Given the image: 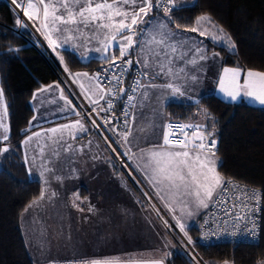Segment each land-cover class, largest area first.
Segmentation results:
<instances>
[{"label":"snow or ice","instance_id":"snow-or-ice-1","mask_svg":"<svg viewBox=\"0 0 264 264\" xmlns=\"http://www.w3.org/2000/svg\"><path fill=\"white\" fill-rule=\"evenodd\" d=\"M13 4L23 11L25 17L33 22L37 31H40L48 41L49 46L54 50L62 47L63 44H72L73 47L87 46L92 41H96L99 47L94 50L101 53L104 61L109 67L105 71H111L112 76L104 77L109 85L105 86L101 82V74L95 73H75L74 82H79L80 77H84L87 83L79 82L81 93L88 99L92 106V112L99 117L101 112H110L114 108V100L126 95V107L123 112L125 117V130L118 131L113 125V121L107 117H101L100 122L89 116L92 127L100 128L103 125L107 128L112 125L111 131L118 135L125 143L132 135V126L128 123V107H136L133 103L138 94L142 100L150 98L148 89L170 90L172 97H183L185 92L182 87L174 81L188 78L196 81L195 75L189 76L185 67H177L176 60L184 61L186 65L196 66L200 61L210 59L204 48L196 46L193 58L187 59L189 51H183L188 45L189 38L182 36L179 32L170 28L169 23L160 20H148L154 8L161 7V0H12ZM184 0H164L163 11L168 20L172 19V12L182 5ZM16 25L24 27L22 19H16ZM176 28H181L176 24ZM211 29H216L215 32ZM185 32L199 33L202 37H209L215 42H220L233 51L236 47L230 35L225 33L223 28L216 26L211 17L207 14L197 16L192 27H185ZM55 37V38H54ZM81 42V43H76ZM119 52V56L114 54V50ZM112 50V51H110ZM19 51V49H14ZM136 52V64L143 69L137 79L128 89L123 87V77L133 65L131 55ZM218 56L219 53H213ZM129 57L128 59H124ZM61 63L64 62L60 57ZM65 71H68L65 66ZM165 78L166 82L156 84L153 81ZM242 80V82H241ZM146 81V82H145ZM114 82V83H113ZM52 87L59 88V85H49L41 88L38 92L51 90ZM143 91H140V90ZM219 90L232 101L240 98L249 99L264 107V72L248 70L242 76L239 67L224 68L219 80ZM34 93L33 98L36 97ZM163 93L159 99L163 102ZM61 99L71 106V101L64 96L61 89ZM191 99V97H188ZM106 101V107L100 105V101ZM4 102V92L0 89V105ZM78 117L82 114L72 109ZM204 114L211 119L207 109ZM4 115L7 116V108H4ZM36 117H33L35 120ZM134 120L135 117L133 116ZM31 123V121L29 122ZM5 132L7 127L0 124ZM187 129H192L191 134ZM88 129L83 123V118L77 119L74 123L62 125L60 128L49 129L51 133L67 132L73 140L77 138V132H85ZM145 129H140L144 131ZM179 133L180 136L173 139ZM215 128L206 131L203 124H167L163 133V143L153 145L148 151L141 149V160L144 161L141 171L148 184L152 188V193L145 192L149 198V203L157 217L164 223L165 228L170 224L161 215L160 209L156 204L151 203L152 195L160 201L163 208L172 214L176 226L184 233L188 244L194 241L188 236L186 225L182 222L184 217H193L201 209H209L210 205H229L221 207V211L226 217H230L236 225L245 221L243 230L250 235H254L258 225L253 213H258L264 206V199L260 190L249 189L235 183L231 178H226L218 171L222 166L217 153V140L214 138ZM39 136L40 133H34ZM7 140L8 136L4 135ZM29 136L24 143L32 141ZM63 139V136L60 138ZM109 137H105L107 141ZM59 143V141H54ZM71 145L65 149L69 150ZM6 147L0 148V154L7 152ZM42 154V153H41ZM54 155L59 153L54 152ZM131 154V148L125 155ZM44 172L54 173V169L44 166ZM58 181L62 177H55ZM48 180L45 179V185ZM47 189L42 188L40 195L34 199L24 211L37 206L40 201L46 198ZM231 193V194H230ZM52 192L48 198L56 196ZM76 201H80L79 193L74 194L73 206L79 207ZM82 203V201H81ZM82 210V209H81ZM179 210L180 216H176ZM92 211V208L89 209ZM227 223V221H225ZM207 223V221H205ZM251 225V227H249ZM235 235V233H233ZM67 264H122L119 259L114 258H92L79 261H70ZM126 264H164L163 259L152 261H130ZM227 264V262H226Z\"/></svg>","mask_w":264,"mask_h":264},{"label":"crops","instance_id":"crops-1","mask_svg":"<svg viewBox=\"0 0 264 264\" xmlns=\"http://www.w3.org/2000/svg\"><path fill=\"white\" fill-rule=\"evenodd\" d=\"M194 1L195 0H184L181 6L191 4ZM179 2L180 0H178V3ZM146 19L152 21L160 20L168 23L164 13L156 12L155 8ZM30 22L33 25V22ZM17 27L20 26L17 25ZM20 28L24 29L27 27L24 26ZM174 31L189 38L187 47L183 49V51H189V49H191L187 59L193 58L196 46L204 48L210 59L207 61H200L196 66L191 64L185 66L184 61L176 60L177 67H185L189 76L195 75L197 77L196 81H192L188 78L174 81L180 85L185 92L183 97H172L170 90L159 88L148 89L150 98L146 100H142V97L135 94L136 99L133 103L136 104V107L129 108L130 117L128 120V123L132 126V135L129 136L128 142L125 144L128 149L131 148L140 169L144 165V161L140 158L142 155L141 149L148 151L153 145L163 143L165 125L171 120L168 117L166 109L169 103L196 102L203 95L215 94L226 101H242L251 105L260 106L258 103H254L245 98L232 101L219 90V80L220 76L223 74L224 68L239 67L242 71V76L248 70H258L243 68L235 64H224L220 54L213 57L212 54L218 53V51L208 49V40H210L208 37H202L199 33L194 32ZM211 31L215 32L216 29H211ZM60 43L62 47L56 48L59 54L62 50H69L82 62L101 60L103 58L101 53L94 50L96 47H99L96 41H92L87 44L86 47H73L71 43L63 44V41H60ZM114 53L119 54L118 49L114 50ZM137 58V53L134 52L131 55V59L134 62L133 65L137 66L140 71H142L143 69H141L140 65L135 63ZM72 72L73 74H94L93 71L87 69H77L72 70ZM78 79L79 82L87 83L84 77ZM140 79L142 78L140 77ZM153 82L161 84L165 83L166 79L161 77ZM57 84L59 88L52 87L49 91L38 92L41 88H47L49 85L54 86ZM61 89H63L64 96L72 102L59 79L36 89L34 91V93L37 94L35 98H33L34 93L32 94L30 105L33 109V115L29 120L31 123H28L26 134L19 144V150L26 167V173L28 178L38 180L42 188L47 189V200L43 202L56 203L58 207L54 209V216H60L62 222L66 226L71 225L72 228L76 227V229L86 228L87 231L91 232L94 236L109 237L111 244L106 246L103 250L100 245L96 244L94 248L87 249L85 252H77L74 256L60 255V257L64 258H55L54 260L114 258L119 259L122 264H126V262L130 261L163 259L164 264H171L172 256L180 247L163 226L155 211L152 210L144 193L138 189L121 168H119L115 160L108 154L100 137L93 132L90 125L83 117H78L72 110L75 108V110L78 111L74 103L72 102L71 106H69L65 103V100L60 98ZM140 91L143 90L141 89ZM162 93L164 94L163 102L159 99ZM188 97H191V99H188ZM100 103H102V101H100ZM5 107L6 102L4 99L3 105H0V124L7 127V132H5L3 127H0V140H5L4 135H7L8 139L6 141L10 143L8 116L4 115ZM133 116L135 117L134 120L132 119ZM33 117H36V119L33 120ZM81 118H83V123L88 130L85 132H77V138L75 140H73L67 132H57L53 134L48 131L52 128H60L62 125L74 123L77 119ZM142 128L145 130L140 131ZM34 133H40V135L34 136ZM29 136L33 137L32 141L27 144L24 143ZM61 136H63L62 140L60 139ZM54 141H59V143H54ZM68 145H71V148L65 151ZM54 152L59 153V155H54ZM3 154H0V158ZM45 165L53 168L54 173L44 172V175L41 176ZM56 176L62 177V180L58 181L55 178ZM142 178L151 194L152 188L148 184L143 173ZM45 179L48 180L47 185H45ZM52 192H55L57 195L49 199L48 196H50ZM75 193H79L80 196V201H76L80 209L71 206V200L74 201ZM152 197L161 205L155 195H152ZM43 202L40 201L39 204ZM65 205H68L70 212H67L66 209L63 208ZM36 207L37 206H34L33 209L35 210ZM90 208H92V211H89ZM29 210L30 208L28 211ZM204 210L205 209H201L200 212L193 217L182 218V222L186 225V229L197 224ZM26 212L23 210L19 219L25 242L26 238L23 233V227L27 228V226H31L34 217L28 215ZM175 215L180 216L179 210L176 211ZM27 250L29 252L28 246ZM54 260H52L50 264H52ZM260 264H264V258L260 261Z\"/></svg>","mask_w":264,"mask_h":264},{"label":"trees","instance_id":"trees-1","mask_svg":"<svg viewBox=\"0 0 264 264\" xmlns=\"http://www.w3.org/2000/svg\"><path fill=\"white\" fill-rule=\"evenodd\" d=\"M203 14L223 28L236 45L229 51L208 40V49L218 51L224 64L264 71V0H195L177 7L171 21L166 18L172 29L183 31L185 27H192L196 17ZM16 19L17 14L9 3L0 0V88L4 92L11 143L10 150L0 158V264H34L19 219L24 208L40 195L42 186L38 180L28 178L19 144L33 115L32 94L41 86L58 80V76L53 64L35 45L34 37L25 29L15 30ZM176 24L181 28L177 29ZM60 56L71 71H94L100 63L99 59L82 62L69 50H62ZM166 109L171 120L203 124L206 131H212L214 125V138L218 142L216 154L222 165L218 170L226 178L258 187L264 193L263 107L206 94L196 102L169 103ZM204 109L211 119L205 116ZM196 225L186 229L192 237L197 234ZM194 249L211 262L259 264L264 258V206L259 244H194ZM192 263L180 248L171 259V264Z\"/></svg>","mask_w":264,"mask_h":264},{"label":"built area","instance_id":"built-area-1","mask_svg":"<svg viewBox=\"0 0 264 264\" xmlns=\"http://www.w3.org/2000/svg\"><path fill=\"white\" fill-rule=\"evenodd\" d=\"M6 1L9 3L11 8L14 10V12L18 15L17 18L22 19V21L28 24L32 33H34V36H36L37 38V41H35V45H38L41 48L42 53L53 64L54 68L56 69L59 81L61 82L68 96L76 106L78 112L82 114V117L88 122L93 132L100 137L107 151L115 160L116 164L127 175V177L138 187L140 191H142L143 193L145 192L150 193V191H148L143 181L142 171L140 170V167L135 160L133 152L131 151L130 155H125L128 148L125 142L121 140V138L118 135H116L113 131H111L112 125H109L107 128H105L103 125H101L100 128H95L92 127L91 120L88 118L89 116H92L93 118L97 119L98 123L100 122L101 117L110 118L113 121V125L117 127L118 131H124L125 117L123 115V112L126 107L127 96L124 95L114 100V108L110 112H101L99 114V117H97L96 114L92 112L91 110L92 106L89 104L88 99H86L85 96L81 93L79 83L74 82L72 71L67 67V65L64 62L61 63L60 60L61 56L58 53V51L56 49L54 50L52 47L49 46V43L45 39L44 35H42L40 31H37V28L34 27L29 22V20L24 16L23 11L17 8L15 4H13L12 0H6ZM163 3L164 0H161V7L158 8V10L163 11ZM15 30L17 32H20L21 28L17 27ZM114 54L119 56V54L116 53ZM124 59H128V57H125ZM65 66L67 67L68 71H65ZM108 67H109L108 63H106L104 59H101L100 63L95 67L93 71L94 74L98 72L101 74V82L105 86H111L109 85L108 80L104 79V77L106 76L109 78L112 76L111 71H107V72L105 71V69H107ZM140 72L141 71L137 66L132 65V67L123 77L124 83L122 86L128 89L129 86L132 85L135 80L140 79L139 76ZM100 105L106 107L107 106L106 101L102 100V103H100ZM129 108L130 107H128L127 109L128 120L130 117ZM169 123L172 125L188 124V123L195 124L194 122H184L178 120H170L168 124ZM187 131L189 132V134H191L193 130L187 129ZM177 136H180V134L177 133L176 136H173L172 138L175 139L177 138ZM105 137H109L110 139L106 141ZM10 146L11 145L9 141L0 140V148L6 147L7 149H9ZM231 179L235 183L241 185L242 187L246 186L249 189L260 190L263 193V191L258 187L252 186L250 184H246L234 178ZM146 198L149 201V198L147 196ZM262 199H263V195H262ZM151 203L156 204L157 207L160 209L161 215L170 224V227L166 228V230L176 241L180 249L187 255V257L194 264H205L204 261L201 259V257L198 255V253L195 251L194 244L207 246L215 243L216 244L217 243H227V244L250 243L255 245L260 243L261 232H262L263 206L260 212L253 213V218H255L258 228L254 235H250L243 230L244 224L246 223L245 221H241L239 225H236L235 222L230 217H226L224 213L221 211V207L226 208L229 205H223V206L217 204L210 205L209 209H205L198 219L196 225L197 234L195 237L190 236L188 231L185 229L188 233V236H190L194 241L193 244H188L187 239L184 236V233L181 232L180 229L176 226V222L175 220H173L172 214L169 213L165 208H163L153 197H151ZM160 221L164 226L163 221L161 219ZM205 221H207V223H205ZM225 221H227V223ZM249 227H251V225H249ZM233 233H235V235H233ZM74 260L79 261L82 259L80 258L57 259L54 260L52 264H67V262Z\"/></svg>","mask_w":264,"mask_h":264},{"label":"rangeland","instance_id":"rangeland-1","mask_svg":"<svg viewBox=\"0 0 264 264\" xmlns=\"http://www.w3.org/2000/svg\"><path fill=\"white\" fill-rule=\"evenodd\" d=\"M23 23L27 27L24 29L34 37L35 41H37L36 36H34L28 24L24 21ZM208 38H210V36ZM215 43L222 45L220 42ZM46 200L45 198L43 201ZM71 206L80 209V207L73 206L72 200ZM57 207L58 206L54 202H43L38 204L35 210L32 207L26 212L28 215L34 216L32 225L27 226V228L23 227V233L25 234L27 246L34 264H50L55 258H64L60 257V255L74 256L77 252L81 253L85 252L87 249L94 248L96 244L100 245L103 250L106 246L111 244L109 237L94 236L91 232L87 231L86 228L76 229V227L72 228L71 225L66 226L62 222L60 216H54V209ZM63 208H65L67 212H70L68 205L63 206ZM201 259L205 264H226V262L227 264H232L228 261L211 262L203 257H201Z\"/></svg>","mask_w":264,"mask_h":264}]
</instances>
